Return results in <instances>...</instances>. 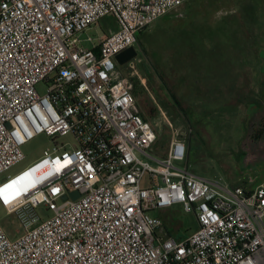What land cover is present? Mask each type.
Here are the masks:
<instances>
[{
  "label": "built area",
  "instance_id": "obj_1",
  "mask_svg": "<svg viewBox=\"0 0 264 264\" xmlns=\"http://www.w3.org/2000/svg\"><path fill=\"white\" fill-rule=\"evenodd\" d=\"M187 1L0 0V175L35 136L54 143L0 183L21 229L9 238L0 224V264H264V182L246 191L197 176L177 134L151 155L155 129L116 71L139 32ZM105 18L115 29L86 50L77 35ZM36 167L29 190L5 193ZM173 207L196 222L182 238L158 216Z\"/></svg>",
  "mask_w": 264,
  "mask_h": 264
},
{
  "label": "rangeland",
  "instance_id": "obj_2",
  "mask_svg": "<svg viewBox=\"0 0 264 264\" xmlns=\"http://www.w3.org/2000/svg\"><path fill=\"white\" fill-rule=\"evenodd\" d=\"M110 22L111 18H105L78 34L83 48L98 44L113 29ZM136 38V58L116 65V71L119 76L128 75L135 85L138 106L153 109L145 112L156 132L151 155L161 156L177 134L186 142L188 169L197 176L229 187L264 182V158L253 155L255 142L263 141L255 135L264 132V103L250 118H243L247 102L238 94L245 77L247 94L252 99L262 94L255 78L264 77V0H189ZM137 76L146 87L138 86ZM155 82L180 107H166L158 101L172 111H156ZM37 91L44 93V87L38 85ZM52 140L40 134L23 145L24 160L1 174L0 183L40 159L53 146ZM56 142L68 148L73 139L58 137ZM36 213L42 220L51 216L42 205ZM158 216L163 231L177 238L196 227L194 217L178 207ZM0 224L9 238L21 233L16 217L1 206Z\"/></svg>",
  "mask_w": 264,
  "mask_h": 264
},
{
  "label": "crops",
  "instance_id": "obj_3",
  "mask_svg": "<svg viewBox=\"0 0 264 264\" xmlns=\"http://www.w3.org/2000/svg\"><path fill=\"white\" fill-rule=\"evenodd\" d=\"M179 16L181 17L182 16V13H180ZM110 23H111L110 25H112L113 29H115V23H114V21L112 19H111V22ZM120 77H123V78H126V79L129 78L128 75L120 76ZM231 79L234 80L235 78H231ZM255 79H256V82L255 83L257 84V86L262 87V94H259V95L257 94V96L254 99H252L250 97L251 94H247V91H246L247 90V86H246L247 79H246V77L245 78H242V80H244V83L242 85H240L241 86V89L240 90L238 89V94L240 96L242 94V96L246 98L245 100L247 102L245 104L246 105V108H245L246 116H243V118H245V117L246 118H250L251 117V114L254 111H256L258 108L262 107L261 105H262V103H264V77L260 76V80H259V77L255 78ZM136 80H138L137 81L138 82V86H141V88L146 87L145 82H144V80L142 78H140V77L137 76V79ZM235 84H236V82H235ZM154 86L156 87L155 89H157L156 90V94H157V99H158V100L157 99H154V103H155L154 105L157 106V107H155L156 108V111H158L157 109H159V111H162V112L168 111L170 113L172 110L169 111L168 108H162L161 105L166 106V107H170V106H175L176 103L174 102V100L172 98L170 99L168 97L166 91L163 90V88H160L159 89V87H160V84L159 83L155 82L154 83ZM236 87L239 88L238 87V84H236ZM236 87H235V89H236ZM133 95H134L135 102H136V105H137V107L139 109V112H140L141 116L144 117L145 119H147V117L145 115V112L150 111L151 108H147V107L140 108V106H138V104H137V95L135 93V85H133ZM158 101L160 102L161 105H158ZM151 111H153V109ZM148 122H149V120H148ZM255 136H256L257 139L258 138L263 139V141H262V143L260 145H258V143L255 142V144H254L255 147L254 148H256V150H255V152H254L253 155H254L255 158H258L259 159V157H260V158L263 159L264 158V147H262V145L264 144V132L257 133ZM259 146H261L260 147V150H261L260 154H259V149H258ZM165 153H166V151L161 156H163ZM262 183H260V184H262ZM260 184H258V185H260ZM258 185H256V186H258ZM256 186L247 187V188H245L243 186H235V187H241V188H243L246 191H250V190L254 189ZM186 235H182L181 237H178V238H182V237H184Z\"/></svg>",
  "mask_w": 264,
  "mask_h": 264
},
{
  "label": "bare ground",
  "instance_id": "obj_4",
  "mask_svg": "<svg viewBox=\"0 0 264 264\" xmlns=\"http://www.w3.org/2000/svg\"><path fill=\"white\" fill-rule=\"evenodd\" d=\"M38 167L31 169L27 174L21 175L17 178H15L5 189V193L8 195H12L18 191H27L31 188L33 185V181L29 178V175H32V172H34ZM44 176L46 174H43L40 179L43 180ZM8 191V192H7Z\"/></svg>",
  "mask_w": 264,
  "mask_h": 264
},
{
  "label": "water",
  "instance_id": "obj_5",
  "mask_svg": "<svg viewBox=\"0 0 264 264\" xmlns=\"http://www.w3.org/2000/svg\"><path fill=\"white\" fill-rule=\"evenodd\" d=\"M136 56H137L136 48L130 47V48L126 49L125 51L116 55L115 61H116L117 65H124L125 63L135 59ZM77 197H78V194L76 192H73L72 194H70V198L72 200L76 199ZM62 199L65 200L66 197L64 196Z\"/></svg>",
  "mask_w": 264,
  "mask_h": 264
},
{
  "label": "trees",
  "instance_id": "obj_6",
  "mask_svg": "<svg viewBox=\"0 0 264 264\" xmlns=\"http://www.w3.org/2000/svg\"><path fill=\"white\" fill-rule=\"evenodd\" d=\"M224 19H225V18H224ZM224 19H223V21H224V23H225V24H228V23H230L229 21H228V22H226ZM223 21H222V22H223ZM232 24H234V23H232ZM172 98H173L174 102L177 104V103H178V102H177V100H176L174 97H172ZM177 105H178V107H180V106H179V104H177ZM142 118H143L145 121H147V122H148V120H147V119H145L144 117H142Z\"/></svg>",
  "mask_w": 264,
  "mask_h": 264
}]
</instances>
